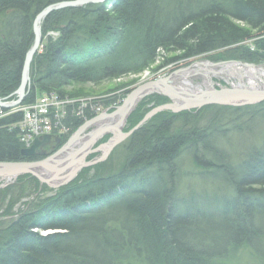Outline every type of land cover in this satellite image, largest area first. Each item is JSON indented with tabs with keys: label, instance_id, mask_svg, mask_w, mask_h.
<instances>
[{
	"label": "trees",
	"instance_id": "obj_1",
	"mask_svg": "<svg viewBox=\"0 0 264 264\" xmlns=\"http://www.w3.org/2000/svg\"><path fill=\"white\" fill-rule=\"evenodd\" d=\"M71 1L0 0V99H17L37 15ZM41 32L22 106L44 94L68 98L73 84L143 72L160 51L181 53L174 61L264 63V0H109L53 12ZM247 41L253 48L242 45ZM165 103L159 96L140 103L127 129L149 105ZM80 109L68 107L77 115L63 120L69 130L63 142L97 116ZM22 120V113L0 117V163L40 159L22 157ZM260 120L264 103L157 115L135 133L118 172L81 176L0 220V264H222L242 249L264 262V144L240 160L224 151L228 132ZM195 177L213 178L211 188L182 193L185 179ZM46 231L61 233L42 235Z\"/></svg>",
	"mask_w": 264,
	"mask_h": 264
},
{
	"label": "water",
	"instance_id": "obj_2",
	"mask_svg": "<svg viewBox=\"0 0 264 264\" xmlns=\"http://www.w3.org/2000/svg\"><path fill=\"white\" fill-rule=\"evenodd\" d=\"M105 0H77L71 2H62L51 5L39 13L34 21V44L28 51L22 70V81L19 90L15 93L18 97L16 102H5L0 99L1 109H10L22 105L28 87L31 81L30 69L33 59L42 45V22L53 12L68 8H79L91 4H99ZM229 64V63H228ZM230 64L252 67V65L240 62H231ZM255 67V66H253ZM177 71L169 77L155 83H147L135 89L128 95L121 107L112 114L104 113L87 122L77 132L71 136L68 142L63 145L56 153L46 157L41 161L35 162H13L0 163V179L15 180L21 176H32L42 185L49 188L59 189L69 185L79 173L86 167L95 166L106 160L113 149L138 131L145 123L162 112H172L175 114L200 110L209 106L244 108L257 106L264 103V85L252 87L246 84L243 79H238L239 85L236 87H212L210 90H197L195 92L185 91L182 88L173 85V78L180 72ZM157 94L169 98L172 105L160 107L146 115L143 121L135 127L130 133H123V128L127 124L129 116L136 109L137 105L148 95ZM99 125L96 130L87 135L85 132L92 126ZM106 135H112L113 138L93 150V147ZM80 144V142H82ZM61 137L46 135L34 141L29 149L22 151V157L34 159L38 156H45L43 148L51 146L53 143L60 145ZM80 144L75 150L74 146ZM94 153H102L101 158L87 162V157ZM44 172V174L42 173Z\"/></svg>",
	"mask_w": 264,
	"mask_h": 264
},
{
	"label": "rangeland",
	"instance_id": "obj_3",
	"mask_svg": "<svg viewBox=\"0 0 264 264\" xmlns=\"http://www.w3.org/2000/svg\"><path fill=\"white\" fill-rule=\"evenodd\" d=\"M240 26L245 27L244 25H241V24ZM180 56H181V53L179 52L178 53H166L165 51H160L156 60L152 63V65L148 69L143 71V74L148 71L149 73H151V75H154L155 77H159V76L165 77L167 75H170L173 72L192 67V65L195 64V61H197V58L195 59L194 57L190 59H186V60L174 61L176 57H180ZM232 62H238V61H232ZM141 77L142 76L136 77V75L132 73L129 75H125L122 78L123 79L122 81L119 80L120 82L116 79L115 80L112 79V80H106L104 82H100L98 84L97 83L95 84L93 83L73 84L70 87H68L65 91L68 94L67 97L70 96L71 98L79 100V101H86V99H92V98H97V99L106 98L107 100L114 102L111 99L116 98L115 100H117V102L119 101L123 102L128 97V95L131 94L133 90H135L137 87L141 85L142 83L140 79ZM221 79L223 80H219L217 78L214 79L215 83L220 84V86L216 85L217 88L218 87H222V88L228 87V85H226L225 83V80L228 81L227 83H229V85L237 83V80H234V79H228L225 77ZM193 80H194L195 85L203 83V80L200 77L193 79ZM14 96L18 98L15 94ZM43 96H40V98H38L37 100L42 99ZM63 99H66V98H63ZM30 105H27V106H30ZM115 105H117V103ZM115 105L111 107L110 106L106 107V109L102 110L99 113V115L102 114L104 111H107L108 113H111V112L113 113L114 108L119 106V105L118 106H115ZM65 107H67V105ZM239 125L241 126L239 130L233 133L228 132V135L230 136L228 137L227 140H224L226 142L224 144V151H226L230 155H233L234 156L233 158L236 160L242 159L243 156L245 155L247 156L253 150L260 148V146L264 144V120L256 121V123L254 124L252 123L244 124V122H242ZM144 127H141L138 131H140ZM93 129L94 128H90L85 134H88V132H90ZM127 131L129 132L130 130H128L127 126L125 125L123 128V133L126 134ZM138 131L134 132V135ZM133 136L125 139L120 144H118L113 149V151L109 154L106 160L102 161L101 163H98L95 166L84 168L79 173V175L75 178V180L65 187L70 186L73 182H75L81 176H83L85 179L86 178L92 179L98 175L105 176L111 173L118 172V170H120V168L124 164L125 159L129 154L130 148H132L131 144L133 143L131 142V139L133 138ZM112 138L113 136L107 135L106 137L101 139L95 145V147H93V150L109 142ZM20 142H21V137H20ZM82 142H80V144H82ZM66 143H67V140L59 148L57 149L55 148L56 150L54 152L58 151ZM101 156H102V153H94L88 156L86 161L93 162L101 158ZM100 166H103V168H101ZM188 170L195 171V168H193V166L190 165ZM26 177L27 176H21L15 180H12L11 182H6V184H5V181L1 182L0 184V220L7 222L15 218L21 211L25 210L28 207V205L30 207L32 206V204H35L39 200H42L48 197H53L56 195V193H58V191L61 188H64V187H61L59 189H53L49 187L47 188L43 187L40 189H36L34 181L26 179ZM212 179L210 178H196V179L189 178L188 180L185 179L181 187V192L183 193V191L184 192H188L191 190L202 191V190L210 189L212 186ZM10 205L12 207L11 209H9L10 213L7 214V211ZM55 233H61V232L60 231H46V232H43L42 235L46 236V235H51ZM259 253H260L259 255L264 254V249L262 248L259 251ZM262 261L263 260L259 261L257 259V256L254 255L248 249H242L235 256H232L229 260L222 262V264H264V262Z\"/></svg>",
	"mask_w": 264,
	"mask_h": 264
},
{
	"label": "bare ground",
	"instance_id": "obj_4",
	"mask_svg": "<svg viewBox=\"0 0 264 264\" xmlns=\"http://www.w3.org/2000/svg\"><path fill=\"white\" fill-rule=\"evenodd\" d=\"M77 1V0H76ZM108 1L109 0H105L104 2H102V3H99V5H105V4H107L108 3ZM91 5H98V4H91ZM80 8V7H79ZM241 25H244V26H246L244 23H241ZM42 42H43V37H42ZM33 44H34V41H33ZM246 44H248V41L247 42H244L242 45H246ZM253 41H249V46L250 47H252L253 48ZM33 46V45H32ZM240 46V45H239ZM41 47H42V45H41ZM40 47V48H41ZM39 48V49H40ZM31 49V48H30ZM223 50H226V49H223ZM252 51L254 50V49H251ZM39 51V50H38ZM220 52V51H219ZM197 58V61H195V64L194 65H192V67H189V68H185V69H182V71L176 76V77H174L172 80H173V85L175 86V87H178V88H182V89H184L185 91L187 90V91H189V92H195V91H197V90H206V89H211L212 87H216V85H219L220 86V84H217V83H215L214 82V79L215 78H217V79H219V80H223V79H221V78H228V79H234V80H237V83L235 84H231V85H229V83H227L228 81H226L225 80V83H226V85H228V87L229 88H232V87H236L237 85H239L240 83H239V81H238V79H243V81H245L246 82V84H249V85H251L252 87H260V86H262V85H264V63H260V64H250V65H252V67H240V66H238V65H234V64H230L232 61L231 60H229V61H212V60H209V59H206L205 57H196ZM195 58V59H196ZM229 63V64H228ZM32 65V64H31ZM253 66H255V67H253ZM180 71V70H179ZM30 72H31V69H30ZM177 72V71H176ZM173 73H175V72H173ZM173 73H171L170 75H172ZM143 72H140V73H136V74H134V75H136V77H139V76H142L140 79H141V85L139 86V87H141V86H143V85H145V84H147V83H155V82H158V81H160V80H162V79H165V78H167V77H169L170 75H167V76H165V77H161V76H159V77H155L154 75H151V73H149L148 71L146 72V73H144L143 75ZM31 77V76H30ZM124 77V76H123ZM123 77H119V78H115L116 80H120V81H122L123 79ZM154 77V78H153ZM198 77H200L202 80H203V83L202 84H198V85H195L194 84V80L193 79H196V78H198ZM114 79V80H115ZM119 81V82H120ZM30 84H31V81H30ZM30 84H29V87L28 88H30ZM138 88V87H137ZM136 88V89H137ZM19 90V89H18ZM134 91V90H133ZM132 91V92H133ZM28 92V91H27ZM26 96H27V94H26ZM44 96H47V97H56L57 98V101L58 102H60V97H59V95L58 94H56V93H50V94H44ZM154 96H159V97H161V98H163V99H167V103H165V104H162V105H158V106H156V104L154 105V104H152V105H149V107H151L152 109H151V111L150 112H148L146 115H148L149 113H151L153 110H156V109H158V108H160V107H164V106H168V105H172V101L169 99V98H167V97H165V96H162V95H157V94H152V95H148V96H146L140 103H142V102H144L145 100H147V99H149V98H152V97H154ZM115 97V96H114ZM26 98V97H25ZM18 99V98H17ZM17 99L16 100H14L15 102L17 101ZM114 98H112L111 100H113ZM2 100V99H1ZM25 100V99H24ZM85 100V99H84ZM126 100V99H125ZM124 100V101H125ZM5 102H8V103H11V101H6V100H4ZM14 101H12V102H14ZM38 100H36V102H37ZM75 101V102H74ZM124 101L123 102H121V101H119V102H112V101H109V100H107L106 98L105 99H97V98H92V99H86V101H79V100H76V99H73V98H71V97H69L68 96V98H66L65 99V103H70V102H73L72 104H68L67 105V107H64V109L62 110V107L60 106L59 108H60V112L61 111H63L65 114H64V117L63 118H61V123H60V127L62 128V129H64V130H67L64 126H63V124H62V122H63V120L67 117V115H68V113L69 114H72V115H74V114H76V113H73V112H70V111H68V107L69 106H74L75 104H80L81 105V109H80V114L81 115H83L84 114V110L85 109H90V111L91 112H94L97 116L95 117V118H97L98 116H100L99 115V113L102 111V110H105L106 109V107H108V106H113V105H115L116 103H117V105H115V106H118V107H115L114 108V111L113 112H115L119 107H121L122 106V104L124 103ZM24 102V101H23ZM35 102V103H36ZM104 103V104H103ZM105 103H108V105H106ZM122 103V104H121ZM139 103V104H140ZM23 104V103H22ZM34 104V103H33ZM121 104V105H120ZM139 104L137 105V107H136V109L132 112V114L138 109V107H139ZM24 107H26V106H19V107H15V108H10V109H8V110H10V112L9 113H7V114H5V113H3V111H2V109L0 108V112H2L3 113V115L1 116V114H0V117H4V116H7V115H9V114H13V113H22L23 114V120L21 121V123L22 122H24V119L26 118V114H25V111L24 110H22V108H24ZM252 107V106H251ZM206 108V107H205ZM204 109V108H203ZM202 109H200V110H192V111H187V112H193V111H195V112H199V111H201ZM108 111H110V110H108ZM59 112V113H60ZM166 112H169V111H166ZM104 113H108L107 111H104L102 114H104ZM162 113H164V112H162ZM170 113H172V112H170ZM183 113V112H182ZM79 114V115H80ZM108 114H112V112L111 113H108ZM131 114V115H132ZM159 114H161V113H159ZM158 114V115H159ZM173 114H175V113H173ZM178 114H180V113H178ZM77 115V114H76ZM131 115L129 116V118L131 117ZM146 115L142 118V120L135 126V127H137L142 121H143V119L146 117ZM157 116V115H156ZM155 116V117H156ZM95 118H93V119H95ZM129 118H128V121H129ZM154 118V117H153ZM152 118V119H153ZM92 119V120H93ZM151 119V120H152ZM92 120H90V121H92ZM150 120V121H151ZM128 121H127V124H126V126L128 127ZM150 121H148L147 123H145V125H143L142 127H144V126H146ZM87 122H89V121H87ZM86 122V123H87ZM85 123V124H86ZM84 124V125H85ZM99 125H95V126H92L91 128H94L93 130H91L90 132H88V134L87 135H89V134H91L94 130H96L97 129V127H98ZM134 127V128H135ZM19 128H20V130H21V134H22V129H21V126L19 125ZM134 128H132V129H134ZM90 129V128H89ZM88 129V130H89ZM132 129H130V131L132 130ZM87 130V131H88ZM87 131L85 132V133H87ZM130 131L128 132L127 131V133L126 134H128V133H130ZM76 133V132H75ZM74 133V134H75ZM73 134V135H74ZM49 135H51V136H54V137H61L62 138V142H61V144L60 145H56L55 143H53L51 146H55V148L57 149V148H59L64 142V140H63V137L64 136H66V135H57V134H49ZM69 135V134H68ZM134 135V133L133 134H131L129 137H127V138H130L131 136H133ZM44 136H46V135H44ZM44 136H41V137H44ZM107 136V135H106ZM105 136V137H106ZM109 136H112V135H109ZM41 137H38V138H41ZM38 138H36V139H38ZM71 138V136L69 137V139ZM126 138V139H127ZM35 139V140H36ZM68 139V140H69ZM34 140V141H35ZM68 140H67V142H68ZM34 143V142H33ZM33 143H31V145L29 146V147H26V146H23V150L24 149H29V148H31L32 147V145H33ZM83 143V142H82ZM51 146H49V147H45V148H43L42 149V151L44 152H46V155L45 156H38V157H36V158H40L41 160H43V159H45L46 157H49V156H51V155H53L54 153H56V152H54V151H52V152H50V153H48L47 151H48V148H50ZM80 146V144H78V145H75L74 146V149L76 150L78 147ZM36 160V161H41V160ZM34 162V161H33ZM2 163H13V162H2ZM43 174H44V172H42ZM32 177V176H31ZM2 181H5V184H6V182H11L12 180H9V179H0V184H1V182ZM42 185V184H41ZM48 187V186H47Z\"/></svg>",
	"mask_w": 264,
	"mask_h": 264
},
{
	"label": "built area",
	"instance_id": "obj_5",
	"mask_svg": "<svg viewBox=\"0 0 264 264\" xmlns=\"http://www.w3.org/2000/svg\"><path fill=\"white\" fill-rule=\"evenodd\" d=\"M72 103H65V99H60V102H58L56 97L43 96L36 103L22 108L26 114L24 122L20 123L23 146L29 147L36 138L44 135L68 134V129L64 130L60 127L61 118L64 117L65 113L60 112L59 107L61 106L63 110L66 105ZM0 114L3 115L2 112Z\"/></svg>",
	"mask_w": 264,
	"mask_h": 264
},
{
	"label": "flooded vegetation",
	"instance_id": "obj_6",
	"mask_svg": "<svg viewBox=\"0 0 264 264\" xmlns=\"http://www.w3.org/2000/svg\"><path fill=\"white\" fill-rule=\"evenodd\" d=\"M55 150V146L53 145V146H51L50 148H48V153H50V152H52V151H54Z\"/></svg>",
	"mask_w": 264,
	"mask_h": 264
}]
</instances>
